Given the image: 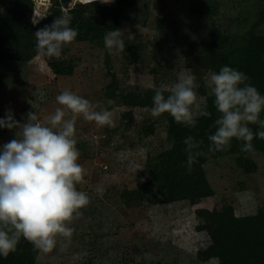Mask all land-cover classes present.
Segmentation results:
<instances>
[{
	"label": "rangeland",
	"instance_id": "rangeland-1",
	"mask_svg": "<svg viewBox=\"0 0 264 264\" xmlns=\"http://www.w3.org/2000/svg\"><path fill=\"white\" fill-rule=\"evenodd\" d=\"M39 1L43 0L32 1L33 11L44 16L52 4ZM214 3L216 14L208 16L192 14L190 0H145L132 8L118 27L124 31L122 39L125 50H130L129 57H125V50L110 54L103 40L91 37L87 42L65 46L59 58L37 56L29 63L0 65V119L11 110L23 124L32 111L46 123L59 107L56 97L65 89L89 100L97 106L96 111L113 112L112 126L98 127L82 117L77 119L78 163L86 169L77 190L85 192L90 203L69 225L74 232L67 250H62L58 237L53 251H40L37 264H217L215 259L205 263L197 259V253L210 244L207 232L197 229L199 224L231 212L237 221L235 229L243 235L245 221L264 213V159L256 155L258 169L248 175L235 170L230 157L205 164L214 189L209 198L163 200L153 205L150 196L139 204L127 205L119 196L123 189L147 183L145 169L168 147L162 118L135 106V98L154 89L153 85L170 94L168 89L179 74L188 70L194 74V59L215 30L239 35L246 29V25L237 24L245 3ZM75 4L81 5L67 1L68 8ZM259 30L264 33V25ZM55 60L72 61V76H55L48 66ZM199 75L195 82L198 98L191 107L193 118L206 112V94L200 89L209 92L204 83L207 74L201 70ZM112 81L117 89L113 103L107 99ZM16 131L0 129V147L14 139ZM237 241L231 236L230 245ZM78 253L86 255L74 258Z\"/></svg>",
	"mask_w": 264,
	"mask_h": 264
},
{
	"label": "clouds",
	"instance_id": "clouds-1",
	"mask_svg": "<svg viewBox=\"0 0 264 264\" xmlns=\"http://www.w3.org/2000/svg\"><path fill=\"white\" fill-rule=\"evenodd\" d=\"M44 18L34 14L31 22L36 25ZM71 21L70 15L63 14L36 31L38 58L61 56L62 49L78 35L70 26ZM123 34L120 29L105 33L103 43L110 54L119 55L125 50ZM248 81L245 73L229 66H222L219 72L210 70L205 76V87L214 97L219 113L214 122L216 130L208 136L209 152L225 150L235 138L244 142L241 151L247 153L254 150L251 143L254 137L264 139V119L260 118L264 95ZM195 82L196 76L191 70L179 74L167 97L161 88L153 85L152 107L145 111L153 117L167 113L178 124L195 126L191 111L198 98ZM56 102L59 107L46 118V123H41L32 111L26 114L23 124L14 118L11 110L0 119V129L19 130L14 139L0 147V256L6 257L14 251L21 238L49 253L57 246L59 237L62 250H67L74 232L69 225L90 203L88 195L77 190L86 169L78 163L80 152L76 147L75 125L82 117L98 127L112 126L113 112L96 111V105L67 89L56 97ZM203 115L210 116V113ZM249 125H258L259 130L253 132ZM183 143L187 169L191 172L197 157L203 155L194 151L200 142L188 136ZM81 255L86 253H78L74 258Z\"/></svg>",
	"mask_w": 264,
	"mask_h": 264
},
{
	"label": "trees",
	"instance_id": "trees-1",
	"mask_svg": "<svg viewBox=\"0 0 264 264\" xmlns=\"http://www.w3.org/2000/svg\"><path fill=\"white\" fill-rule=\"evenodd\" d=\"M67 1L51 0L52 6L45 14L46 18L33 26L32 0H0V65L13 62L29 63L34 60L37 57L34 36L36 31L50 25L58 16L68 14L72 17L70 26L78 31V35L71 44L87 42L91 37L103 40L107 31L118 29L126 12L145 0H113L108 4L95 1L75 4L72 8H68ZM214 2L215 0H190L189 10L192 14L200 16L214 15ZM241 2L245 3L247 8L245 6L240 10L242 17L238 18L237 24L246 25V29L239 35L215 30L204 40L202 53L194 59L192 68L194 75L200 78L201 70L207 74L210 70L219 72L222 66L232 67L245 73L249 77L248 82L264 95V33L259 30L264 25V0ZM62 9L67 10L63 12ZM129 53L130 50L126 49L125 57H129ZM48 66L57 77H70L73 74L72 61L55 60ZM116 91L115 82L112 81L107 93V99L111 103L115 101ZM200 92L206 94V112L210 113V116L201 115L194 118L195 126L178 124L167 113L160 116L168 147L158 154L151 167L145 169V175L149 179L147 183L120 192L119 196L125 204H139L150 196L152 198L149 202L153 205L160 204L163 200L184 202L213 196V186L204 170L205 164L211 159L230 157L233 159L235 170L244 175L257 171L254 156L264 159V139L254 137L251 142L254 150L247 153L241 151L244 142L235 138L225 150L208 151V136L216 130L214 122L219 113L214 106V97L204 89H200ZM154 94L155 89L145 91L138 95L133 103L144 110L150 109ZM163 94L165 97L169 95L164 92ZM128 118L133 120L131 116ZM260 118L264 119V110ZM249 127L253 132L259 130L258 125ZM188 136L200 142L199 148L194 151L203 153L197 157L191 172L187 169L186 146L183 143ZM206 221L197 227L199 231H206L210 238L208 247L197 253L199 262L205 263L218 258V264H264V213L245 221L243 235L235 229L237 221L231 212L218 219L208 217ZM231 236L238 240L235 246L230 245ZM39 253L40 250L21 238L14 251L6 257L0 256V264H37Z\"/></svg>",
	"mask_w": 264,
	"mask_h": 264
},
{
	"label": "bare ground",
	"instance_id": "bare-ground-1",
	"mask_svg": "<svg viewBox=\"0 0 264 264\" xmlns=\"http://www.w3.org/2000/svg\"><path fill=\"white\" fill-rule=\"evenodd\" d=\"M77 3H81V4H84V3H89V2H103V0H75ZM106 1V0H105Z\"/></svg>",
	"mask_w": 264,
	"mask_h": 264
},
{
	"label": "built area",
	"instance_id": "built-area-1",
	"mask_svg": "<svg viewBox=\"0 0 264 264\" xmlns=\"http://www.w3.org/2000/svg\"><path fill=\"white\" fill-rule=\"evenodd\" d=\"M33 1V0H32ZM35 2V1H34ZM39 2H42V3H48V5H51V0H43V1H39ZM37 12H35V10L33 11L32 13V17H31V21H32V18H33V15L36 14ZM45 16V14H44ZM33 24V23H32Z\"/></svg>",
	"mask_w": 264,
	"mask_h": 264
}]
</instances>
